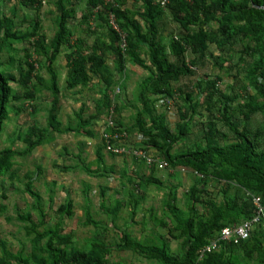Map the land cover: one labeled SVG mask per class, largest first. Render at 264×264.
I'll return each instance as SVG.
<instances>
[{
  "label": "trees",
  "instance_id": "trees-1",
  "mask_svg": "<svg viewBox=\"0 0 264 264\" xmlns=\"http://www.w3.org/2000/svg\"><path fill=\"white\" fill-rule=\"evenodd\" d=\"M14 1L17 5L9 9L12 0H0V142L5 122L12 113L23 112L21 105L28 103L32 115L37 116L41 111L36 105L38 96L48 90L52 97L46 126L33 123L22 134L25 148L0 150V180H17V158L31 156L53 142L56 134L94 137L93 123L107 120L109 110L114 108L115 127H107V133L125 130L130 136H142L139 143L130 146L155 150L168 168L191 169L195 182L185 193V207L181 208L175 191L158 177L156 165L150 167L149 175L133 168L123 177L132 188L129 225L137 223V209L149 187L164 192L163 217L155 216L150 221L155 228L168 229L169 237L179 243V253L172 251L167 236L154 235L142 241L128 227L120 230L114 245L93 239L80 246L71 233H65L63 222L49 224L45 199L35 188L39 167L35 173H27L24 181L33 212L17 215L30 240V251L22 248L13 252L9 243L1 240L0 264H121L111 261L115 247L156 264H264V218L248 240L222 243L199 261L201 250L224 227L251 220L257 214L254 197H260L264 206V0H168L165 7L160 0H116V5H106L104 0H55V32L50 41L39 17L45 0ZM81 1L85 10L80 23L85 33L93 37L91 42L78 30L79 23L75 24ZM18 12L23 15L21 26L25 28L17 25ZM111 12L116 15L125 47L121 34L109 24ZM167 16L179 25L181 32L166 39ZM19 45L24 47L20 49ZM211 46L220 54L215 55ZM62 55L67 61L68 91L78 93L82 86L90 90L100 87L95 112L85 118L88 110L83 104L74 112V124L66 125L60 119L62 92L56 68ZM41 58L49 83L39 73ZM205 58L213 59L220 72L225 63L230 70L237 69L232 76L236 86L231 93L220 89V76L198 79L194 89L189 90L185 80L196 75L199 62ZM128 63L149 72L134 94L136 104L132 105L136 112L130 123L122 117L127 105L119 95L124 94ZM11 69L16 70L17 76L10 73ZM243 70L246 82L237 86ZM12 82L19 85L21 93L15 91ZM162 98L176 103L179 120L174 128L163 112L158 113ZM19 102L21 105L17 106ZM201 108L202 140L189 148L186 142ZM256 114H261L263 120L256 130H251L247 123ZM104 150L103 139L97 148V168L89 167L77 155L74 165L64 166L65 172L80 170L91 177H106ZM65 151L67 154L66 147ZM107 191L106 187L100 190V209L112 216L115 225L122 206L118 203L110 210ZM51 194L53 203V191ZM5 212V206L0 204V215ZM57 214L73 217L74 201L68 197ZM83 224L101 227L89 208Z\"/></svg>",
  "mask_w": 264,
  "mask_h": 264
},
{
  "label": "rangeland",
  "instance_id": "rangeland-1",
  "mask_svg": "<svg viewBox=\"0 0 264 264\" xmlns=\"http://www.w3.org/2000/svg\"><path fill=\"white\" fill-rule=\"evenodd\" d=\"M55 0H45L44 7L39 13L40 20L43 23L44 30L50 41L55 32L54 20L56 17ZM15 1L9 4V9L15 6ZM85 10L84 3L81 1L77 7V20L75 24H78V30L82 31L84 36L91 42L93 37L88 36L80 23L82 13ZM17 25H22L23 15L18 12ZM25 28L26 26H21ZM164 37L167 39L170 34H179L181 28L178 24L173 22L170 16L164 19ZM98 29V27H96ZM20 49L24 45L18 46ZM26 47V46H25ZM239 48V47H237ZM211 50L215 55H219L220 52L215 46H211ZM233 52H230L232 54ZM22 54V53H21ZM189 60L192 59L191 55H188ZM5 60L7 57L4 58ZM41 65L39 73L49 83V74L44 66V59L40 60ZM237 61V57H235ZM66 58L64 55L60 56L56 63V68L60 76V88L62 92V107L60 113V119L64 125L73 123L75 121L74 112L79 110L80 107L85 104L87 112L84 114L85 118H88L90 114L95 112L94 102L99 98V88L94 86L88 89L86 86H82L75 92H70L66 89ZM109 64L113 66V59L109 58ZM10 73L16 75V70L11 69ZM237 69L230 70L228 63H225L224 68L220 72L214 65V60L211 58H205L204 61H200L198 69H196V75L187 78L185 82L190 86L189 90L194 89L198 79H208L220 76L222 82L220 83V89L225 93H231L232 88L236 86L232 76L236 75ZM149 72L132 66L128 63L127 78L124 81V94L120 101L126 102V108L123 110L122 117L126 123H130L133 114L136 112L132 104H136L134 100V94L137 90L138 84ZM245 71L240 74L241 81L237 86L246 82ZM16 92L21 93V88L17 83L11 84ZM239 88V87H238ZM117 92V88H116ZM51 92L45 90L38 96L36 105L41 109L37 116L32 115L28 103L25 106L21 105V102L16 103L17 106L22 107L24 110L21 114L12 113L9 119L4 124V133L0 142V150L13 147L17 150L25 148V144L22 142L21 136L24 134L28 127L36 123L41 127L46 126L47 110L50 107ZM179 101V100H178ZM177 102V101H176ZM180 102V101H179ZM164 113L172 128L178 122L177 106L174 101H170L167 104H159L158 113ZM202 113L204 110L200 109V114L195 118L192 128V133L188 136L186 145L189 148L194 146L196 142L202 140L201 138V122L203 121ZM261 114H256L247 123V126L251 130H256L262 123ZM106 119L95 121L92 128L95 132L94 137H88L83 134L69 133L64 135L55 136V140L51 143H47L38 148L31 156L24 158H17V170L18 179L11 182L8 179L0 180V204L5 206L6 212L0 215V241L6 240L13 252H17L24 248L30 251V240L25 234L24 225L17 220L19 212H33L31 209L32 199L24 192L25 175L29 172H36L40 167V175H35V188L39 191L45 199V209L48 212L49 224L52 226L57 222H63V228L65 233H71L74 240L78 245L84 246L88 241L93 239L103 240L110 245H114L118 242L120 230L128 229L139 240H148L154 237V235H165L168 238L171 249L174 253H179V243L175 239L169 237L168 229L157 227L150 221L153 217H163V198L164 192L159 191L155 187H149L145 191V200L139 205L137 209V223H130V213L132 210L131 194L132 188L124 177L125 173L130 172L135 168L139 173H146L148 169L146 163L141 160L134 162V157L129 154L124 156H113L106 150L103 151L105 155L104 170L106 177H91L85 172L80 170H73L65 172V165H74L77 161L75 156L80 155L84 162L91 168H97V148L103 142V136L106 128ZM138 137V141L140 142ZM137 143V136L130 137V144L133 146ZM65 147L68 153L65 152ZM179 148V147H178ZM177 148V150H178ZM162 180L166 187L172 189L177 194L179 199L178 205L181 208L185 207V193L189 190L194 182V178L190 173V170L186 169H163ZM166 171V173H164ZM102 187L108 189L106 195L107 207L112 210L118 203L121 204L122 210L116 218V224L112 222V216L105 214L100 209V190ZM51 191H53V203L50 202ZM167 191V190H166ZM70 197L74 201V216L73 217H61L57 214L58 207L63 204L66 199ZM89 208L93 218L101 223L100 229L93 226H85L83 224L85 218V211ZM36 219V217H34ZM147 221V223H146ZM146 224V225H145ZM102 229H105L103 231ZM111 261L121 264H156L142 258L141 256L129 251H121L115 247Z\"/></svg>",
  "mask_w": 264,
  "mask_h": 264
},
{
  "label": "built area",
  "instance_id": "built-area-1",
  "mask_svg": "<svg viewBox=\"0 0 264 264\" xmlns=\"http://www.w3.org/2000/svg\"><path fill=\"white\" fill-rule=\"evenodd\" d=\"M104 3L106 5H116V0H104ZM160 3L163 7H165L168 3V0H160ZM109 24L115 31L121 34V36L123 37L122 47H125L124 35L120 31L114 12H111L109 15ZM119 92L120 90L117 89V93ZM169 102V100L162 98L159 100L157 106H159V104H167ZM114 115L115 110L114 108H111L106 120V129L107 127H115ZM106 129L103 139L105 141V150L108 153L115 156H124L129 154L130 156L138 160L144 161L149 167L156 165L160 170L168 168V163L164 160L156 158L150 150L142 147H131L129 144L131 136L127 131L115 130L112 133H107ZM139 138L142 139L143 137L139 136ZM253 201L258 209L257 214L251 220L244 221L240 224L224 227L221 232L201 250L199 261H201L206 254L219 249L222 243L240 244L241 242L246 241L251 237L255 227L260 224L262 219L264 218V206L261 203L260 197H254Z\"/></svg>",
  "mask_w": 264,
  "mask_h": 264
},
{
  "label": "crops",
  "instance_id": "crops-1",
  "mask_svg": "<svg viewBox=\"0 0 264 264\" xmlns=\"http://www.w3.org/2000/svg\"><path fill=\"white\" fill-rule=\"evenodd\" d=\"M131 64V63H130ZM132 65V64H131ZM132 66H134V65H132ZM136 67H138V66H136ZM140 68V67H139ZM127 69H128V64H127ZM142 69V68H141ZM144 70V69H143ZM146 71V70H145ZM148 72V71H147ZM147 77V76H146ZM145 77V78H146ZM118 78V77H117ZM126 78H127V73H126ZM141 82H142V80H141ZM140 82V83H141ZM139 83V84H140ZM138 84V85H139ZM138 87V86H137ZM100 97V96H99ZM94 105H95V103H94ZM157 108H158V106H157ZM134 115V114H133ZM106 129V128H105ZM138 137L139 136H137V143H139V141H138ZM129 144H130V140H129ZM131 145V144H130ZM151 151V153L156 157V158H159V156H158V154H157V152L155 151V150H150ZM176 151H177V149H176ZM159 159H161V158H159ZM162 160V159H161ZM144 162V161H143ZM145 163V162H144ZM146 167H147V169H148V172H146V173H144V174H146V175H149V173H150V171H151V169H150V167L148 166V165H146ZM135 169V168H134ZM168 169H172V168H168ZM177 169H186V168H177ZM173 170H176V169H173ZM186 170H190V173L192 174V176H193V178H194V182H195V175L192 173V170L191 169H186ZM136 171H138V170H136ZM164 173H166V171L164 172ZM157 175H158V177L162 180V175H163V172L159 169V172L157 173ZM163 181V180H162ZM164 182V181H163ZM194 182H193V184H194ZM192 184V185H193ZM191 185V186H192Z\"/></svg>",
  "mask_w": 264,
  "mask_h": 264
}]
</instances>
